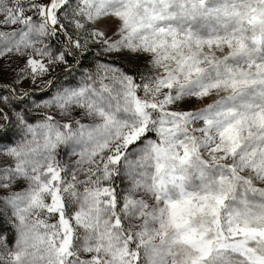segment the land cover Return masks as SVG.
Here are the masks:
<instances>
[{"label": "snow or ice", "instance_id": "snow-or-ice-1", "mask_svg": "<svg viewBox=\"0 0 264 264\" xmlns=\"http://www.w3.org/2000/svg\"><path fill=\"white\" fill-rule=\"evenodd\" d=\"M0 264H264V0H0Z\"/></svg>", "mask_w": 264, "mask_h": 264}]
</instances>
